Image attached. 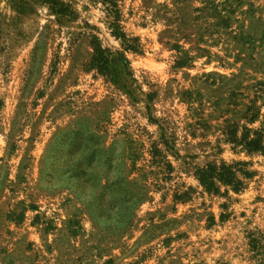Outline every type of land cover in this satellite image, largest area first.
Masks as SVG:
<instances>
[{
	"label": "rangeland",
	"instance_id": "1",
	"mask_svg": "<svg viewBox=\"0 0 264 264\" xmlns=\"http://www.w3.org/2000/svg\"><path fill=\"white\" fill-rule=\"evenodd\" d=\"M62 1L0 0V264H257L264 153L226 135L264 133V0H119L137 53ZM221 162L252 174L239 192L201 186Z\"/></svg>",
	"mask_w": 264,
	"mask_h": 264
},
{
	"label": "trees",
	"instance_id": "2",
	"mask_svg": "<svg viewBox=\"0 0 264 264\" xmlns=\"http://www.w3.org/2000/svg\"><path fill=\"white\" fill-rule=\"evenodd\" d=\"M20 5L24 9L31 8V1L37 2L43 6L48 7L53 13L60 16H71L73 10L71 5L62 0H19ZM27 1V2H26ZM93 3L101 4L105 9L108 26L111 29V34L116 39L122 42V47L125 51L139 52L140 45L137 38L129 39L123 32L121 27V11L119 8V0H90ZM86 38L89 40L90 46L94 50L92 58L93 65L104 73L108 71L111 63L110 52L103 48V45L98 36L88 32ZM259 117V113L251 114L248 119L250 125L254 124ZM241 133V135H240ZM226 143L241 148L248 154L264 153V133L260 130H252L246 127L242 128L235 125L227 132ZM244 164L237 163L228 165L226 162H221L220 165H209L207 168L198 170L197 178L207 193L220 194L221 187H229L232 190L239 192L243 188L242 181L239 180L238 174H243L244 177L250 178L251 173L245 170H240ZM252 258L256 260L257 264H264V237H253L250 241Z\"/></svg>",
	"mask_w": 264,
	"mask_h": 264
}]
</instances>
